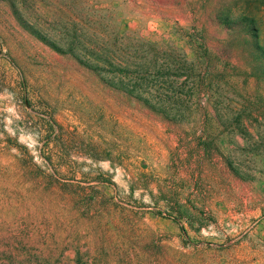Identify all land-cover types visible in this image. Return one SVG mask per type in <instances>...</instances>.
I'll return each instance as SVG.
<instances>
[{
  "label": "rangeland",
  "instance_id": "rangeland-1",
  "mask_svg": "<svg viewBox=\"0 0 264 264\" xmlns=\"http://www.w3.org/2000/svg\"><path fill=\"white\" fill-rule=\"evenodd\" d=\"M46 232L264 264V0H0V235Z\"/></svg>",
  "mask_w": 264,
  "mask_h": 264
},
{
  "label": "trees",
  "instance_id": "trees-1",
  "mask_svg": "<svg viewBox=\"0 0 264 264\" xmlns=\"http://www.w3.org/2000/svg\"><path fill=\"white\" fill-rule=\"evenodd\" d=\"M41 39L46 44L49 43L48 45L57 52L70 55L81 64L95 61L98 65L102 64L105 67L114 68L118 74H121V71L134 73L133 71H129L130 68H127V65L130 66L134 63L127 57L136 59V53L128 56L126 50L121 49L117 44L107 43L106 47L86 49L90 53L87 57L91 59L87 61L82 52L80 55L76 53L74 47L61 48L55 44H50L44 37ZM152 49L157 54L163 53L160 47H153ZM120 50L122 54H119ZM148 65H151V63H148ZM93 67L98 68V66ZM149 72L150 69L146 68L143 74L141 73L145 77L143 79L144 82H146ZM139 99L144 105L150 106L148 98L141 96ZM4 229L2 228L1 231H4ZM182 229L186 232L184 227ZM107 234L106 232L103 237L92 238L89 234L87 236H80L79 232H75L72 238L68 237L63 240L51 232L39 234V239H32L28 235L22 239L20 237H4L0 235V264H115L117 258L120 259L117 260V264H133L132 261L128 260L129 253L124 248H113L106 245L108 241L106 240ZM68 240L70 242L66 246H63ZM59 247L61 250L57 254ZM68 250H73V257L67 254Z\"/></svg>",
  "mask_w": 264,
  "mask_h": 264
}]
</instances>
